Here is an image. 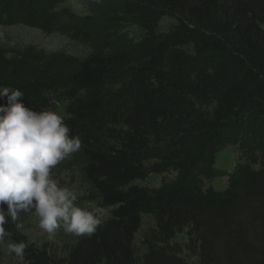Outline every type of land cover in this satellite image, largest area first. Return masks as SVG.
I'll use <instances>...</instances> for the list:
<instances>
[{"label": "trees", "instance_id": "obj_1", "mask_svg": "<svg viewBox=\"0 0 264 264\" xmlns=\"http://www.w3.org/2000/svg\"><path fill=\"white\" fill-rule=\"evenodd\" d=\"M52 1L0 0V26L59 32L88 54L8 57L0 48V87L22 90L35 111L65 105L83 144L73 154L83 179L112 211L65 258L29 242L30 264H189L185 250L197 264H264V0H95L90 14L62 26ZM163 16L176 26L159 34ZM120 23L138 26L140 41L131 44ZM228 145L244 161L225 190L205 187ZM168 172L174 180L159 189L133 185ZM142 216L153 228L137 261ZM5 227L6 243L27 241L10 219ZM182 233L185 245L173 241Z\"/></svg>", "mask_w": 264, "mask_h": 264}, {"label": "clouds", "instance_id": "obj_2", "mask_svg": "<svg viewBox=\"0 0 264 264\" xmlns=\"http://www.w3.org/2000/svg\"><path fill=\"white\" fill-rule=\"evenodd\" d=\"M24 96L19 88L0 87V98H7L0 105V246L10 236L9 219L21 230V215L28 213L49 236L62 227L67 234L91 237L103 229V210L78 207L77 194L53 178L57 165L81 150L82 140L71 135L63 115L26 107ZM29 247L27 241H10L6 251L16 264H30Z\"/></svg>", "mask_w": 264, "mask_h": 264}, {"label": "rangeland", "instance_id": "obj_3", "mask_svg": "<svg viewBox=\"0 0 264 264\" xmlns=\"http://www.w3.org/2000/svg\"><path fill=\"white\" fill-rule=\"evenodd\" d=\"M95 0H53L50 2L52 8L50 13L54 14L60 26L72 22L74 18L82 19L91 13L92 4ZM46 4V3H45ZM102 5V4H101ZM176 26V21L169 17L160 18L157 33L165 34ZM120 34L128 39L131 44H136L143 36V31L136 25L120 23L117 25ZM0 48L4 50L8 57L16 54H35L41 55L45 59L52 56H62L64 59L76 60L83 58L89 52L87 45L71 40L69 37L57 32L47 34L37 28H30L20 24L11 26H0ZM64 104L57 106V113L63 114ZM244 159L238 150L237 145H228L222 148L215 157L214 167L219 171V177L205 182V187H212L216 191H223L228 186V176L232 173L238 162ZM152 164L148 163V166ZM82 163L79 157L71 155L60 163L59 169L53 174V178L61 187H67L74 191L78 200V207L85 210L100 208L103 210L102 221L110 217L111 208H103L96 201V196L89 185L84 181L82 172ZM176 174L168 172L161 175H149L142 181H135L133 185L147 189H159L162 185L172 182ZM153 228V221L148 216H142L140 230L135 234L133 245L136 260L141 261L146 252L144 244L145 234ZM22 234L28 242L35 244L39 248L45 247L51 254L57 258H65L69 250L84 237H77L67 234L61 227L55 235L49 236L39 228L38 217L31 213L23 225ZM174 242L181 245L187 243L185 233L176 235ZM5 245L0 246V264H15L11 255L7 254ZM184 258L189 264H197L198 258L196 252L184 251Z\"/></svg>", "mask_w": 264, "mask_h": 264}]
</instances>
